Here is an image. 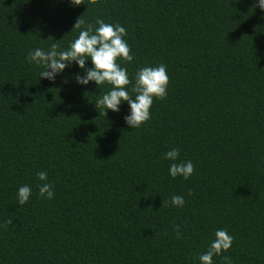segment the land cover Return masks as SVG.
I'll list each match as a JSON object with an SVG mask.
<instances>
[{
	"label": "trees",
	"instance_id": "1",
	"mask_svg": "<svg viewBox=\"0 0 264 264\" xmlns=\"http://www.w3.org/2000/svg\"><path fill=\"white\" fill-rule=\"evenodd\" d=\"M98 19L126 29L134 60L120 63L133 83L140 67H167V96L140 128L125 123L126 103L107 115L95 106L111 86L78 85V65L52 83L28 60L67 49ZM172 148L193 163L188 180L169 175ZM40 171L52 200L39 195ZM23 185L33 195L21 205ZM218 229L233 244L215 264H264L255 0H0V264H200Z\"/></svg>",
	"mask_w": 264,
	"mask_h": 264
},
{
	"label": "clouds",
	"instance_id": "2",
	"mask_svg": "<svg viewBox=\"0 0 264 264\" xmlns=\"http://www.w3.org/2000/svg\"><path fill=\"white\" fill-rule=\"evenodd\" d=\"M73 5L78 0H71ZM255 6L264 10V0H255ZM98 27L89 25L79 31L78 38L74 39L67 49L59 50L53 44L49 50L35 49L29 53L28 60L41 68L39 75L55 83L56 77L63 74L70 64H76L85 75L77 73L75 80L78 85L87 88L94 83L98 89L105 84L110 85L109 91L104 93L95 103L102 106L105 114L108 111L119 113L121 106L127 104L130 112L124 117L125 123L131 128H140L151 119V108L155 99L163 100L167 96L169 76L164 64L153 67L145 65L140 67L135 74V82L129 77L128 69L121 66L120 61L133 62L131 48L126 40V29L119 24L96 21ZM80 28V19L75 29ZM89 61L91 67H88ZM170 162L169 175L188 180L194 175V165L190 160H181L180 150L172 148L163 157ZM38 179L39 195L42 198L52 200L55 197L53 185L48 180V173L40 171ZM33 195L28 185L19 187L17 199L19 204L29 202ZM191 195V193L189 194ZM172 206L182 208L186 201L183 196L174 195L170 201ZM177 237L182 233L179 225H176ZM233 244V237L226 229H218L215 238L210 242L208 250L199 256L200 264H215L214 257L222 256L228 252ZM225 264H231V260L224 258Z\"/></svg>",
	"mask_w": 264,
	"mask_h": 264
}]
</instances>
